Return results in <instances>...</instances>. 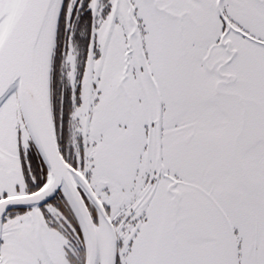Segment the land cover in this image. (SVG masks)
Wrapping results in <instances>:
<instances>
[{
    "label": "snow or ice",
    "instance_id": "obj_1",
    "mask_svg": "<svg viewBox=\"0 0 264 264\" xmlns=\"http://www.w3.org/2000/svg\"><path fill=\"white\" fill-rule=\"evenodd\" d=\"M0 264H264V0H0Z\"/></svg>",
    "mask_w": 264,
    "mask_h": 264
}]
</instances>
